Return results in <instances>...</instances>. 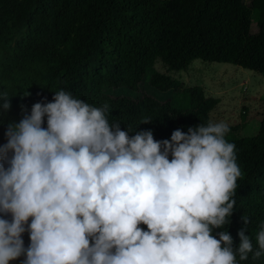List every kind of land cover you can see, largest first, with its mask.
Masks as SVG:
<instances>
[{"label": "clouds", "instance_id": "1", "mask_svg": "<svg viewBox=\"0 0 264 264\" xmlns=\"http://www.w3.org/2000/svg\"><path fill=\"white\" fill-rule=\"evenodd\" d=\"M107 113L60 90L8 125L0 264H238L264 254V225L255 251L243 229L236 248L226 231L212 234L229 223L241 175L227 124L155 141L150 130L129 137Z\"/></svg>", "mask_w": 264, "mask_h": 264}, {"label": "trees", "instance_id": "2", "mask_svg": "<svg viewBox=\"0 0 264 264\" xmlns=\"http://www.w3.org/2000/svg\"><path fill=\"white\" fill-rule=\"evenodd\" d=\"M258 1L259 10L253 13ZM156 59L171 71L199 59L264 74V0H0V147L7 143L8 125L17 123L13 108L31 112L35 103L53 102L60 90L94 107L107 105L109 123H119L129 137L150 130L155 141L170 140L177 129L187 133L210 123L219 101L206 97L201 87L181 91V82L154 69ZM146 75L160 92L188 94V106L147 94L138 99L107 94L119 88L137 92ZM4 98L9 99L7 111ZM237 130L229 127L225 134L235 145L241 171L235 205L229 223L212 234L218 238L217 233L226 231L236 248L243 229L255 251L264 225V118L252 137H232ZM0 218L11 220L10 215ZM22 239L27 248V231ZM24 258L9 264H22ZM237 262L264 264V254L253 259L249 253L247 260L237 257Z\"/></svg>", "mask_w": 264, "mask_h": 264}, {"label": "rangeland", "instance_id": "3", "mask_svg": "<svg viewBox=\"0 0 264 264\" xmlns=\"http://www.w3.org/2000/svg\"><path fill=\"white\" fill-rule=\"evenodd\" d=\"M166 1V0H163ZM169 1V0H168ZM250 4L252 0H244ZM259 1L253 6L252 12H258ZM164 14V13H163ZM162 21H166L163 15ZM252 25V32H255ZM131 62L139 60L127 57ZM154 69L164 75L178 80L183 89L201 87L206 97L216 98L219 103L211 112V123L224 122L228 127L239 128L232 134L234 138H247L257 134L260 123L264 118V74L249 71L228 63H209L199 59L193 60L186 69L181 71L169 70L160 59L153 61ZM160 92L148 83V75L143 78L139 91L125 88L109 90L112 97H130L138 99L143 94L150 95L158 100H170L174 105L185 108L189 103V96L183 92ZM14 119L17 123L25 116L30 115L27 109L13 108ZM42 127H47V118L44 117Z\"/></svg>", "mask_w": 264, "mask_h": 264}]
</instances>
